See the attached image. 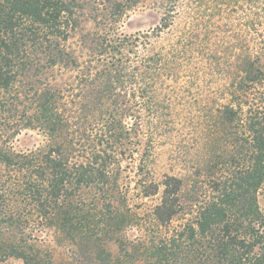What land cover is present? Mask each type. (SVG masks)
I'll return each instance as SVG.
<instances>
[{
	"label": "trees",
	"instance_id": "obj_1",
	"mask_svg": "<svg viewBox=\"0 0 264 264\" xmlns=\"http://www.w3.org/2000/svg\"><path fill=\"white\" fill-rule=\"evenodd\" d=\"M141 1L0 0V261L54 264L53 240L77 264H264V0H244L219 46L224 0H157V26L123 33ZM181 81L200 106L196 181L156 183L139 159L129 188L138 137L154 143ZM23 132L40 144L16 150Z\"/></svg>",
	"mask_w": 264,
	"mask_h": 264
},
{
	"label": "rangeland",
	"instance_id": "obj_2",
	"mask_svg": "<svg viewBox=\"0 0 264 264\" xmlns=\"http://www.w3.org/2000/svg\"><path fill=\"white\" fill-rule=\"evenodd\" d=\"M226 3L225 7L220 9V12L214 15L212 11V21L215 24L226 25L227 31L219 33V38L215 41L216 44H224L228 43L231 34L234 33L235 30L237 32L242 31V26L246 21V12L247 7L244 3V0H224ZM202 11V10H201ZM217 11V10H216ZM162 9L158 4L157 0H143L136 7L129 9L126 12L125 16L121 20V30L125 34H135L142 33L148 30H151L155 26H157L162 17ZM181 11L180 15H182ZM220 15V17H219ZM176 26H174L171 31L176 30L178 24L184 22L182 16H178L176 19ZM169 32H166L167 35ZM223 47L220 46L221 50ZM225 48V47H224ZM224 50V49H223ZM194 64V63H193ZM203 68L207 67V64H201ZM224 66L227 67V64ZM223 72L227 71L222 66ZM196 81V83L202 79L203 75H200ZM217 79L214 78L213 81ZM198 82L197 88L192 90V95L200 99V95H202L206 91L207 88L205 82ZM182 81L179 84H175L174 88L177 90V96L172 97L171 92L167 95L171 97L169 101L165 104L168 105L167 112L165 111V115H163V120L161 121L162 126L159 125L158 131L153 135L154 143L152 141H147V137H138L140 144L138 146L135 145V151L133 154V162L129 165V169L122 174L126 179V176L129 177L126 183L129 188L133 186V173L138 169V167L142 164L139 159L144 160V173L145 178L152 179L154 182L159 183L164 175H175L187 182L189 185L187 186L189 189L192 186V183L196 181L194 179V172L197 165H200L201 161H204L203 152L199 150V144H197V140L195 137V131L198 127V114L197 111L200 106H194L190 99H184V94H181V89L183 87ZM213 88L216 86L213 85ZM167 114V115H166ZM153 124L143 122L142 123V131L143 132H153ZM41 142V137L38 136L35 132H23L19 136L15 138L12 142L13 147L16 150H26L30 149ZM152 147V149H151ZM151 150V152H150ZM122 166H126L125 163ZM187 188V189H188ZM134 194L130 200L133 202L129 204H152L153 201H149L147 199H135ZM258 204L260 209L264 214V185L260 188L257 195ZM144 206L143 209H145ZM135 210V208H133ZM52 234L50 233L48 238L51 239ZM51 241V240H50ZM53 243V240L51 241ZM53 246V255H54V264H77L76 260L81 257L87 256L85 253H81L79 247L71 243L69 241H61L59 244H52ZM82 255V256H81ZM19 262L16 260H4L0 261V264H18Z\"/></svg>",
	"mask_w": 264,
	"mask_h": 264
}]
</instances>
